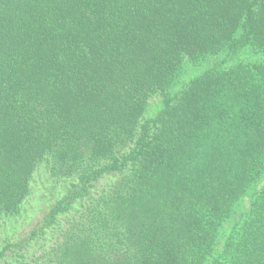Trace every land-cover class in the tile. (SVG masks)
Returning a JSON list of instances; mask_svg holds the SVG:
<instances>
[{"label":"trees","instance_id":"trees-1","mask_svg":"<svg viewBox=\"0 0 264 264\" xmlns=\"http://www.w3.org/2000/svg\"><path fill=\"white\" fill-rule=\"evenodd\" d=\"M42 168L0 264H264V0H0V224Z\"/></svg>","mask_w":264,"mask_h":264},{"label":"rangeland","instance_id":"rangeland-1","mask_svg":"<svg viewBox=\"0 0 264 264\" xmlns=\"http://www.w3.org/2000/svg\"><path fill=\"white\" fill-rule=\"evenodd\" d=\"M258 57V55L243 51L234 58V62L237 59L254 60ZM223 59L224 55H220L219 57L209 58L196 65L187 64L185 77L181 81L187 80L188 78L203 72L205 69L218 62V60ZM231 62H233V59L229 58L227 59L226 64H230ZM160 102V98H152L147 114H154L157 111ZM32 187V194L25 201L21 213L17 216L7 217L1 221L0 248L5 246L9 241H17L26 238L31 233L30 231L39 225L48 208L62 194L60 186L49 178L43 168L36 172Z\"/></svg>","mask_w":264,"mask_h":264}]
</instances>
